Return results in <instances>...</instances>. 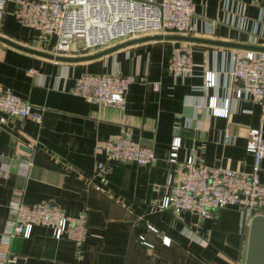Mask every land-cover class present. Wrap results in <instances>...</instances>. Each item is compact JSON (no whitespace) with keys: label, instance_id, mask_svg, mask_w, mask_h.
<instances>
[{"label":"crops","instance_id":"obj_1","mask_svg":"<svg viewBox=\"0 0 264 264\" xmlns=\"http://www.w3.org/2000/svg\"><path fill=\"white\" fill-rule=\"evenodd\" d=\"M192 1L191 36L233 45L164 38L132 43L90 60L56 62L0 40V84L44 109L41 123L0 112V253L11 251L23 264H245L249 229H242L240 206L226 205L210 218L158 208L169 192L175 136L182 138L179 162L193 155L201 164L250 172L248 131L264 128L262 103L234 97L237 83L232 74L238 56L264 50V0ZM16 6L15 0L7 1L1 35L52 54L56 36L22 26ZM212 21L217 24L214 33L208 30ZM154 34L65 56L83 57ZM179 42L193 45L195 67L191 75L175 82L167 66ZM206 71L216 72L215 86L205 87ZM110 72L135 78L125 108L73 93L83 74ZM213 98L219 107L231 99L227 117L213 114L209 108ZM226 130L232 137L225 144ZM122 135L153 149L157 160L144 166L106 162L103 183L96 175L97 163L106 157L97 143ZM33 141L39 145L36 151L30 147ZM23 157L33 159L28 175L19 164ZM260 178L264 183V160ZM22 188L27 203L50 201L69 214L86 211L90 227L86 243L80 247L66 237L57 239L51 228L38 225L30 238L17 237L5 246L1 235L9 201L13 190ZM142 234L152 247L141 243Z\"/></svg>","mask_w":264,"mask_h":264},{"label":"built area","instance_id":"obj_2","mask_svg":"<svg viewBox=\"0 0 264 264\" xmlns=\"http://www.w3.org/2000/svg\"><path fill=\"white\" fill-rule=\"evenodd\" d=\"M8 0H0V29L5 16ZM15 16L25 27L55 35L51 53L65 56L70 53L87 52L106 47L112 43L143 34H162L169 31L179 35L194 32L192 0H15ZM216 22L212 21L208 30L215 32ZM1 34V32H0ZM193 45L179 42L174 45L167 70L175 82L183 80L194 71ZM59 62V60H55ZM233 80L237 83L233 90L236 98H253L263 105L264 110V50L248 51L238 56L233 69ZM132 75L110 73H86L78 77L73 93L105 106L125 108L127 92L134 81ZM217 83L215 71H206L205 87ZM158 90L159 84L154 83ZM230 98L223 107L213 98L209 108L213 114L228 116ZM44 109L35 107L20 96L0 84V112L13 118H30L37 123L43 120ZM231 133L226 130L224 143L231 141ZM34 142V141H33ZM182 138H173L170 161L175 164L169 174V192L158 204L159 209L171 210L174 214L193 211L201 218H210L214 212L226 205H237L243 209L242 229H249L256 215H264V183L260 173L264 160V128H250L247 135V151L253 156L252 170L243 172L223 166L198 163L193 155L186 161H178V151ZM39 148L35 141L30 145ZM99 152L105 160L97 163V176L101 182L106 162H132L144 166L157 160L153 149L144 146L131 136H118L100 140ZM25 175L33 167L31 157L20 160ZM25 189H14L9 201V217L2 233V243L11 246L17 237L30 238L35 226L52 229L57 239L66 237L78 246H83L89 238V217L86 211L69 214L50 201L27 203ZM156 231L152 225L148 226ZM142 244L152 247L144 234L139 236ZM167 243L171 240L164 237ZM0 264H23L19 256L11 251L0 253Z\"/></svg>","mask_w":264,"mask_h":264},{"label":"water","instance_id":"obj_3","mask_svg":"<svg viewBox=\"0 0 264 264\" xmlns=\"http://www.w3.org/2000/svg\"><path fill=\"white\" fill-rule=\"evenodd\" d=\"M177 39L182 41H198V42H208V43H215V44H222V45H233V43H226L221 41H215V40H207L202 38H197L191 35L185 36V35H162V34H154L149 35L142 38L133 39L130 41H126L124 43H121L119 45L110 47L108 49H105L103 51H100L98 53H94L91 55H86L83 57H66V56H55L53 54L41 52L38 50L31 49L29 47L20 45L0 34V40L13 45L15 47H18L20 49L30 51L33 53H37L40 55L52 57L56 60H66V61H82V60H90L93 58H97L100 56H103L109 52H112L118 48L127 46L132 43L145 41V40H155V39ZM245 264H264V215H256L252 222L251 226L249 228V234H248V248H247V256H246V262Z\"/></svg>","mask_w":264,"mask_h":264},{"label":"rangeland","instance_id":"obj_4","mask_svg":"<svg viewBox=\"0 0 264 264\" xmlns=\"http://www.w3.org/2000/svg\"><path fill=\"white\" fill-rule=\"evenodd\" d=\"M15 13V12H14Z\"/></svg>","mask_w":264,"mask_h":264}]
</instances>
